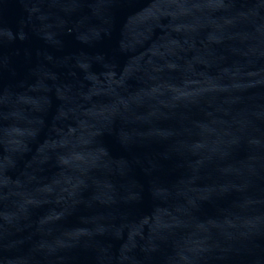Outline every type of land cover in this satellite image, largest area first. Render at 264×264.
Here are the masks:
<instances>
[{"label":"water","instance_id":"1","mask_svg":"<svg viewBox=\"0 0 264 264\" xmlns=\"http://www.w3.org/2000/svg\"><path fill=\"white\" fill-rule=\"evenodd\" d=\"M0 264H264V0H0Z\"/></svg>","mask_w":264,"mask_h":264}]
</instances>
